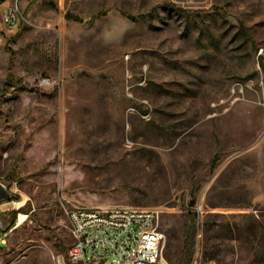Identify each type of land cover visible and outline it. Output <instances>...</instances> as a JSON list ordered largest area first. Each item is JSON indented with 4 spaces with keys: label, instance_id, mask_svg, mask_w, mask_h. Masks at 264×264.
I'll use <instances>...</instances> for the list:
<instances>
[{
    "label": "rangeland",
    "instance_id": "1",
    "mask_svg": "<svg viewBox=\"0 0 264 264\" xmlns=\"http://www.w3.org/2000/svg\"><path fill=\"white\" fill-rule=\"evenodd\" d=\"M19 2L0 264H56L74 206L158 210L169 264L193 222L187 264H264V0Z\"/></svg>",
    "mask_w": 264,
    "mask_h": 264
},
{
    "label": "built area",
    "instance_id": "2",
    "mask_svg": "<svg viewBox=\"0 0 264 264\" xmlns=\"http://www.w3.org/2000/svg\"><path fill=\"white\" fill-rule=\"evenodd\" d=\"M19 1L0 0V32L19 24ZM66 213L72 243L56 264H168L158 210L74 206ZM18 224L0 229V249Z\"/></svg>",
    "mask_w": 264,
    "mask_h": 264
},
{
    "label": "trees",
    "instance_id": "3",
    "mask_svg": "<svg viewBox=\"0 0 264 264\" xmlns=\"http://www.w3.org/2000/svg\"><path fill=\"white\" fill-rule=\"evenodd\" d=\"M10 79H11V76H10ZM216 160V156H214V158L212 159V163H214ZM21 210L18 209V210H13L11 211V214H13V217L16 218L17 214L20 212ZM4 221V220H3ZM5 223V222H4ZM9 227V226H8ZM194 227V222L191 223L190 225V228L187 230L186 232V237H185V243H184V254H183V258H182V264H187L190 260V256H191V251L189 249V240H190V231L191 229ZM164 257L166 259V261L170 262V259L169 257L167 256V254H165L164 252Z\"/></svg>",
    "mask_w": 264,
    "mask_h": 264
},
{
    "label": "water",
    "instance_id": "4",
    "mask_svg": "<svg viewBox=\"0 0 264 264\" xmlns=\"http://www.w3.org/2000/svg\"><path fill=\"white\" fill-rule=\"evenodd\" d=\"M13 197L9 187L0 180V204L4 201H9ZM4 221L0 217V229H5Z\"/></svg>",
    "mask_w": 264,
    "mask_h": 264
},
{
    "label": "bare ground",
    "instance_id": "5",
    "mask_svg": "<svg viewBox=\"0 0 264 264\" xmlns=\"http://www.w3.org/2000/svg\"><path fill=\"white\" fill-rule=\"evenodd\" d=\"M22 220H23V216L20 215V216H19V219H18V223L20 224V223L22 222Z\"/></svg>",
    "mask_w": 264,
    "mask_h": 264
}]
</instances>
